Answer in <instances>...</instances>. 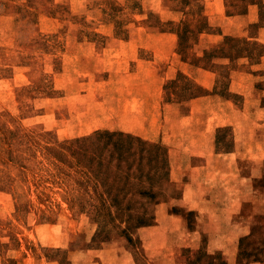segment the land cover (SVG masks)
Listing matches in <instances>:
<instances>
[{
	"label": "rangeland",
	"instance_id": "1",
	"mask_svg": "<svg viewBox=\"0 0 264 264\" xmlns=\"http://www.w3.org/2000/svg\"><path fill=\"white\" fill-rule=\"evenodd\" d=\"M0 264H264V0H0Z\"/></svg>",
	"mask_w": 264,
	"mask_h": 264
},
{
	"label": "trees",
	"instance_id": "2",
	"mask_svg": "<svg viewBox=\"0 0 264 264\" xmlns=\"http://www.w3.org/2000/svg\"><path fill=\"white\" fill-rule=\"evenodd\" d=\"M94 139L92 137H85L80 140H88L95 148H104L108 150V154L105 157L100 155H95L94 153L78 152L72 146V143L67 141L66 143L61 144V148L68 152L71 157H73L77 164L81 165L83 168L87 169L89 172H92V176L97 182L105 185L109 180H126L128 177V172L122 170L128 162H131L132 159L129 158V149L132 146L133 142H140L137 138H131L128 135H123L121 132L113 131L109 132L107 130H97L94 133ZM143 144V142H140ZM59 155L63 157V152H58ZM114 159L118 162L120 168H116V171L111 172L109 170V163ZM138 162H142V157L138 158ZM106 166V170L100 169L102 166ZM118 170V171H117ZM99 179V180H98ZM139 194H147L151 196L149 190L137 189ZM105 194H110V189L104 191Z\"/></svg>",
	"mask_w": 264,
	"mask_h": 264
}]
</instances>
